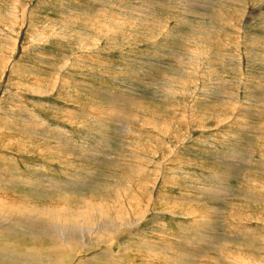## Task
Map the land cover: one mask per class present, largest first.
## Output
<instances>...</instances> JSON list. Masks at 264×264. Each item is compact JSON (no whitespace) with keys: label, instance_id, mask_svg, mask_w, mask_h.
Segmentation results:
<instances>
[{"label":"rangeland","instance_id":"1","mask_svg":"<svg viewBox=\"0 0 264 264\" xmlns=\"http://www.w3.org/2000/svg\"><path fill=\"white\" fill-rule=\"evenodd\" d=\"M137 199L122 264H264V0H0V219Z\"/></svg>","mask_w":264,"mask_h":264},{"label":"bare ground","instance_id":"2","mask_svg":"<svg viewBox=\"0 0 264 264\" xmlns=\"http://www.w3.org/2000/svg\"><path fill=\"white\" fill-rule=\"evenodd\" d=\"M138 192L140 194V190ZM138 199L131 203L118 201L114 204L113 202L103 200L101 203L92 204L90 206L91 208L84 206L78 214L77 211L74 210V215L67 214L70 210L66 212L64 211L66 209L59 212H50L52 215L66 213L62 218L65 217L68 220V218L71 217L74 220L71 219L73 222H67V220L55 216L56 220L46 225L44 224V227L41 225L37 227L30 219H28L29 222L27 221V223L24 221V225L16 221L0 219V264H122L121 254L123 253V249L119 253H115L113 246L119 245L122 247V241L119 238L122 226H133L137 224L138 221H141V218H139L138 221L131 220V218L138 216L131 212L134 205H139L137 202ZM152 201V197H149L148 204L146 202L147 211H149V207L152 209ZM10 210L9 212H11ZM18 210L19 209H17V212ZM122 210L129 214V216H123ZM28 223H33L35 226L32 228V226L25 225ZM22 234H31L28 235L30 237L29 241L32 239L31 242L35 244H31L30 242L27 246L25 245L26 247L24 246V249L13 248L25 243L20 241V236ZM5 240L11 243L13 242L12 244L10 243L12 248L7 249L9 247V242ZM4 243L7 244L6 246L8 247L3 246ZM250 264H253V262Z\"/></svg>","mask_w":264,"mask_h":264}]
</instances>
